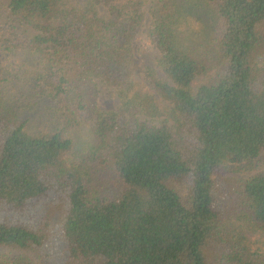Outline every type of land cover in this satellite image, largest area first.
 <instances>
[{
  "label": "trees",
  "instance_id": "obj_1",
  "mask_svg": "<svg viewBox=\"0 0 264 264\" xmlns=\"http://www.w3.org/2000/svg\"><path fill=\"white\" fill-rule=\"evenodd\" d=\"M151 1L166 78L147 76L174 128L141 119L154 99L132 80L148 0H0V52L37 58L62 121L29 128L0 69V264H264L239 229L264 233V168L226 177L264 167V0ZM101 84L121 109H102Z\"/></svg>",
  "mask_w": 264,
  "mask_h": 264
},
{
  "label": "rangeland",
  "instance_id": "obj_2",
  "mask_svg": "<svg viewBox=\"0 0 264 264\" xmlns=\"http://www.w3.org/2000/svg\"><path fill=\"white\" fill-rule=\"evenodd\" d=\"M72 1L77 2L78 0ZM196 2L201 4V0H181L183 12L189 10L190 5ZM151 4L152 1L148 0L145 19L133 42L136 64L133 66L132 80L137 89L149 94L154 99L152 114L143 113L140 115L141 119L155 125L168 122L174 128L176 118L173 115L172 106L154 90L147 76V73L151 70L159 77L166 78L158 66L160 53L149 41V23L151 19L149 10ZM192 21L186 27V31L182 30V33L184 36H188L189 43H196L198 39H203L205 30L204 25L202 23L199 24L195 18H192ZM206 24H209L208 17L206 18ZM36 60L37 58L34 55L26 51L0 52V69L3 71L4 76H9L11 79L7 86L8 88L5 89L3 87V91L9 93L7 106L10 105L12 110L21 115V121L27 122L28 127L33 130L43 128L56 129L62 122L59 117L57 118L58 101L50 97L47 84L37 83L40 87L35 85L36 81L34 79H37L36 77L38 76ZM259 62L261 66H264V59H261ZM30 81L33 84H30ZM14 84L21 87L16 88L13 86ZM14 88L15 91H11ZM98 102L103 110L115 111L122 108V101L117 90L109 85H100ZM263 168L258 162L228 165L226 177L244 181L262 171ZM240 225L239 229L241 233H244L255 241L257 246L264 248V233L242 221H240ZM242 227H245V230Z\"/></svg>",
  "mask_w": 264,
  "mask_h": 264
}]
</instances>
